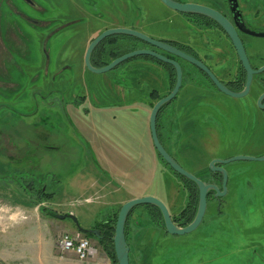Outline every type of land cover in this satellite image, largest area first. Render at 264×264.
Here are the masks:
<instances>
[{
	"label": "rangeland",
	"instance_id": "1",
	"mask_svg": "<svg viewBox=\"0 0 264 264\" xmlns=\"http://www.w3.org/2000/svg\"><path fill=\"white\" fill-rule=\"evenodd\" d=\"M129 1L150 10L151 28L146 30L156 36L151 38H158L164 30H172L169 33L174 38L179 36L174 19L171 23L163 21V17L171 12H167L159 0ZM195 1L214 5L218 0ZM259 1H263L264 6V0ZM120 5L119 0H0V41L4 44L0 48V104L8 107H0V123L17 135L27 125L31 127L34 124L50 134V144L56 147L51 157L55 191L51 209L57 214H74L80 225L88 229L116 214L125 200L134 194L117 189L120 194L112 199V196L106 195V184L101 189L95 179L99 177L117 185L113 173L117 171L124 177L126 175L121 172L124 164L118 160L112 161L110 156L111 149L121 155L128 154V150L118 146L116 139L119 137L111 131V118L118 116L120 108L116 99L104 95L105 91L116 86L120 87L119 91L127 93L125 87L133 88L135 84L132 89L135 97L128 98L124 106L130 107L129 112L125 111V117L130 116L131 127L136 134L141 132L142 119L147 125L153 105H146V109L144 107V100L147 102L149 94L148 82L137 83L139 78L133 74L129 81L125 66L106 74H94L84 66L88 37L111 25L114 21L111 16L120 13ZM153 16L159 18L154 20ZM247 41L253 44L248 49L251 62L260 65L264 61V38L248 37ZM216 46L220 45L211 42L206 45L207 48L195 47V50L203 57L208 49ZM138 47L147 49L148 46L142 43ZM183 67L191 70L193 78L198 77L187 62L184 61ZM208 90L212 92L211 106L204 108L205 105L197 103L195 113L183 119L189 121L188 128L197 135L195 139H188L183 148L169 145L185 169L191 172L206 170L211 157H264V128L249 123V114L240 112L243 101L227 97L212 88ZM34 93L36 98L32 97ZM179 103L166 110V120L172 117ZM107 109L109 113L104 114L103 111ZM124 118L122 122L126 121ZM166 120L163 121L165 125ZM209 120L210 129L204 125ZM102 145H105V149ZM145 151L140 144H136L137 159ZM151 152L153 154L149 158L153 164L166 171L154 150ZM145 153L148 158V152ZM227 167L240 171L241 176L233 178L230 192L222 197L221 209L216 205L210 206L203 224L190 234L173 236L156 228L153 229L156 231L153 241L147 236L145 240L139 238V234L146 232L148 235L155 231H146L148 226L144 227L147 223L143 217L139 218L141 222L137 227V216L143 211L137 209L129 228L130 263L264 264V161H237ZM132 173L134 175L135 171ZM166 176L162 181L167 180V191H173L179 183L171 172L168 171ZM128 187L131 191L135 190V194L142 191L131 184ZM153 191L167 203L166 189ZM3 197V193H0V235L8 230L9 238L12 237L13 241L7 243L8 250L14 252L23 247L33 248L38 241L37 235L32 236L30 229L25 232L15 229L16 222H25V216L22 214L18 218L15 209L7 212ZM47 214V211L40 209L41 248L54 250L61 259L56 239L62 233H76L75 223L69 218L64 220L72 226L65 229L61 221L53 219L47 222ZM53 232L55 235L51 236ZM21 234L23 245L15 243ZM89 239L99 249V257L83 262L73 256L69 264H112L97 239ZM67 255L61 260H65Z\"/></svg>",
	"mask_w": 264,
	"mask_h": 264
},
{
	"label": "flooded vegetation",
	"instance_id": "2",
	"mask_svg": "<svg viewBox=\"0 0 264 264\" xmlns=\"http://www.w3.org/2000/svg\"><path fill=\"white\" fill-rule=\"evenodd\" d=\"M179 2L201 4V5L213 8V9L219 11L221 14H223L228 19V21L237 30V32H238V34H239V36H240V38H241V40L245 46L247 55H248V49H251L252 45H253L251 42L247 41V38L248 37L259 38V37L252 36V35L248 34L246 31L264 33V6H263V1L260 2L259 0H218V1L214 2V5L197 3L195 0H187V1L186 0H180ZM176 13H178V15L180 17L179 24L184 28H188L189 32L197 33L196 35H198L199 39H201L200 43L203 45L204 48H207L206 45L211 44V42L212 43L215 42V44L218 43V45H220V46L225 45L223 47L226 49L225 54H227L228 57L226 56L227 58L224 59L223 62L220 64L219 59L217 57L210 56V55L209 56L204 55L202 57L201 54L196 52L195 48L192 45H187V44H184L181 42H176V43H178L179 46H181L182 49H184L185 51H188L190 53L189 55H191V56L199 59L200 61H202L215 74V76L224 85H226L230 90H232L231 88L236 89L238 87L239 74L241 72L240 70H241L242 65L239 61V58L237 56L236 50L233 46V43L231 42L228 35L219 26L217 27L216 26L217 24L214 21H212L206 17L196 15V14H186V13H179V12H176ZM109 29H112V28H109ZM256 29H260L261 31L256 30ZM106 30H108V29H105L104 31H106ZM134 30H137V29H134ZM104 31H102V32H104ZM137 31H139V30H137ZM139 32H141V31H139ZM183 32H184V30H183ZM141 33H143V32H141ZM97 37H95V38H97ZM206 37L208 39L207 41H205ZM137 41H138V46L143 43L139 40H137ZM159 41H163V40H159ZM163 42H165V41H163ZM168 42H172V41H168ZM90 43L88 44V46L85 50V55H86V51H87ZM2 44H3V42L0 41V48H1ZM143 44H146V43H143ZM147 46H148L147 49H151L149 45H147ZM177 48H179V47H177ZM182 49H180V50H182ZM95 50H94V52H95ZM136 50H140V47H138ZM136 50H134V51H136ZM188 52H186V53L188 54ZM85 55H84V66H85ZM92 57H93V54H92ZM211 58H212V61H211ZM248 58H249V55H248ZM176 60H178L180 62V64L182 65L183 74L184 73L186 74L189 72L191 73L190 69L185 70V68L183 67V63H184L183 60H180L177 58H176ZM249 60H250V58H249ZM91 61H92V58H91ZM136 61H147V60L131 59L127 62H129L128 64H130V63L136 62ZM214 61H216V64L219 66L214 64L213 63ZM147 62H150V61H147ZM262 62L263 63L260 62L261 64L258 65V64H253L250 60V63L254 69H259V68L263 67L264 61H262ZM92 64H93V62H92ZM189 65L194 68L192 70L194 72H196V74L198 76V77L194 76L196 80L202 82L203 84H206L209 86L211 85L210 82L204 77V75H201V73L199 72L200 71L199 69H197L195 66H193L191 64H189ZM124 66H126V64L125 65L122 64L119 67H117L116 69H118L120 67H124ZM103 67H105V66H103ZM85 68H86V66H85ZM99 68H101V67H99ZM116 69H114V70H116ZM244 72H245V70H244ZM183 80H184V78H183ZM193 80H194V78H193V74H192V82H193ZM245 84H246V72H245ZM244 88H245V85H244ZM243 89L241 91H243ZM232 91H234V90H232ZM235 92H240V91H235ZM151 93L148 94L147 102H146V99L144 100L145 101L144 102L145 103L144 104L145 109L147 108L146 105L151 107L150 104H153V102H154L153 99L151 98ZM219 93H221V92H219ZM157 94H158V92H157ZM180 94H181V90H180V92L176 98L179 99ZM167 95H169V92ZM167 95H165V96H167ZM263 95H264V73H261V74H258L254 77V81H253L249 95L240 99V101H243V102L240 104V109L237 108L240 110V112H247V114H249L248 118L251 119L248 121L249 123L254 124V126L255 125L259 126L261 128H264V98L261 101V106H259V101ZM158 96H160V95L158 94ZM165 96H160V99L165 97ZM32 97L36 98L35 93L32 94ZM159 100L155 101L154 105ZM79 103L81 104L82 101H80ZM3 106L7 107L5 104L1 103L0 107H3ZM153 107L151 108V111H152ZM170 108L171 107H169V109ZM151 111H150V114H151ZM149 118H150V116H149ZM149 118H148V126H149ZM38 126L39 125H37V124H34L31 127L27 125V127L25 129L19 131L18 135H17L11 131H8V129L6 127H4L3 124L0 123V193L1 194L3 193V196H4L3 202H6L7 204H10L13 206L23 205L25 207H35V206L39 205L40 208L47 211V213L49 215V213H55L51 209L52 208L51 204H53L54 200H55V191L53 190V188H54V175H53V170H52L53 165H52L51 157H53L52 152H54L53 150H55L56 147L50 144L51 143L50 142V140H51L50 134H46L44 132V130L39 128ZM148 128H149V134H150V138H151L152 147H153L155 153L158 154L154 148V145H153L152 136H151V132H150V126ZM157 131H158V126H157ZM172 131L173 130H171L169 128L168 123H167L164 126V128L160 130V135L158 133V136H159V139H160L162 145L165 147V149L167 151L169 150L170 152H171V150L169 148V143H171L175 139V141H173V143L178 144L177 135L175 134V136H174ZM173 137H175V138H173ZM137 139L138 138H137V135L135 133V135H133V137H132V141H135V144H136ZM137 142L140 143L139 140H137ZM147 142H149V140H147ZM105 154L107 155V157H109L108 153H105ZM141 154H142L141 157L143 156L142 157L143 161L149 160V158L145 157V155L143 153H141ZM136 156H137V154L135 153L134 155L132 154L130 158H134ZM171 156L185 169V165L179 161V159L177 158V155L173 151H172ZM157 157H158V155H157ZM230 158H232V157L221 158V159L227 160ZM214 159H217V158H214ZM214 159H211L210 162ZM210 162H209L208 168L206 170H201L198 172L197 171L191 172V170H187V169H185V170L189 171L190 173L195 175L197 178L201 179L205 184L215 185L218 188H220V190H222L223 175L220 172H212L209 168ZM230 164H228V165H230ZM46 165H47V167H46ZM224 168L226 169L227 174H228V181H227V193H228V192H230L231 182L233 181V178L235 176H239L241 174V172L238 170L229 169L227 167V165L224 166ZM168 171L169 170L162 171V174H164V175L168 174ZM169 172H171V171H169ZM171 174L173 175L172 172H171ZM165 177H167V176L165 175ZM173 177L178 181L179 185H178V187H174L173 191H169V192L167 191V186L165 185L166 193H168L167 203L163 202L156 195L155 196L149 195V196H154V197L160 199L167 206L173 223L180 228H184V227L190 225L196 216V214H195V216L191 222H189L188 218L186 217L187 216V210L191 211V209H193L192 208L193 205L191 203V198H193V194H192L193 191H192V188L187 185L186 180H188V179H186L184 177L183 178H177L175 175H173ZM166 181L167 180L164 181L165 184H166ZM188 181H190V180H188ZM197 190H198V187H197ZM172 194L176 195V199H177L176 206L173 205L172 202L169 201V199L172 198L171 197ZM222 200H223L222 198H216L215 192L211 191L207 196V211H208L210 206H214V205H216V208L218 206L221 209L222 203H223ZM198 203H199V190H198ZM152 207L153 206L149 207V205H143V206H139V207L134 208L131 211L130 216L128 218L129 228L131 226V222H132V219H133L135 213L138 210L141 211L143 209V211H141V213L138 214L137 217H138V219L142 218V217L145 219L147 224H145L144 227L148 226L147 228H145L146 231L150 230L149 232H154L155 230H153V229L157 228V229L162 230L164 232V234L165 233L168 234L166 229H165L164 222L161 221V219H159L158 212L155 209H153ZM197 208H198V205H197ZM207 211H206V213H207ZM196 213H197V209H196ZM160 214H161V212H160ZM161 216H162V214H161ZM204 219H205V217H204ZM204 219H203L201 225L203 224ZM140 220L141 219H139L135 222L137 227H138L139 223L141 222ZM162 220H163V217H162ZM75 227H76V225H75ZM82 228H84V227H82ZM76 229H77V227H76ZM84 229H88V228H84ZM88 230H96V229L90 228ZM77 232H79V231L77 230ZM168 235H170V234H168ZM84 236H86V235H84ZM137 236L139 238H144V240L147 237H149V240L153 241L154 238L156 237V231L153 234L149 233L148 235H146V232H145L143 235L139 234ZM130 249H131V247H130ZM130 253H131V250H130Z\"/></svg>",
	"mask_w": 264,
	"mask_h": 264
},
{
	"label": "crops",
	"instance_id": "3",
	"mask_svg": "<svg viewBox=\"0 0 264 264\" xmlns=\"http://www.w3.org/2000/svg\"><path fill=\"white\" fill-rule=\"evenodd\" d=\"M119 1H121L122 3V5H120L121 7L120 13L111 16V17H114V21L111 22V25H106V27L103 28V30H100V32L97 30L95 33L90 34V36L87 39V46L102 31H104L105 29H109V28L137 29L150 37H156L154 34H151L147 32L146 30L147 28H151L149 25H150V20L152 19V16L150 17L151 13L148 8H146L144 5H143V8L137 7L134 3L133 4L130 3L129 0H119ZM138 2H141V0H138ZM165 9L167 10V12H171V13L163 17V21L165 20V21L170 22L172 21V19H174L177 23V28H178V32L176 34H179V36L177 38H174L171 36V33H169L172 30L171 31L164 30V33L159 35V37L155 39L163 40V41L181 42L187 45H192L194 48L195 47L204 48L203 45L200 43L201 39H199L198 35H196L197 33L189 32L188 28H184L179 24L180 17L178 13L168 9L167 7H165ZM153 17H154V20L159 18V16H153ZM160 21L161 20H159V22ZM181 28L184 30V32ZM207 40L208 39L206 37L205 41ZM223 46L213 47L211 48L212 51L208 49L207 50L208 53L206 52L207 54L205 53L204 55H208V56L210 55V56L217 57L219 59V62L222 63L223 60L228 57V55L225 54L226 49ZM211 61H212V58H211ZM213 63L216 64V61H214ZM125 67L128 72L129 81H131L130 80L131 75L133 74L139 78L137 83H139L140 81L144 83L148 82L149 87L147 86V89H149L148 90L149 93H151L152 91H156L158 92L160 96H165L168 94L169 81L167 78V74L162 67L152 62H147V61L132 62L130 64H127ZM141 73H142V76H141ZM134 85L135 84H133V88H134ZM119 88L120 87L117 88L116 86L114 87L112 86V88L105 91L104 95L107 97H111L112 99H116L117 102L119 103L120 111H118V116L120 117V120L118 119V116L116 115L112 116L111 118L112 122H110L111 123L110 127L114 135L117 134L119 137L117 139L115 138L116 141H118L117 142L118 146L122 148L123 150H126V151L128 150V154L124 153L123 155H121L117 153V151H113L114 149H111V156H112V161L118 160L119 162L121 161L124 164L122 165L123 170L121 172L125 173L126 175L124 177V175H122L120 172H117L115 170L116 172L113 173L112 176L117 180L119 185L118 184L114 185L113 182L108 181V180H102L99 177H95V179L98 182V185L99 187H101V189H104L103 184H106L104 190H106V195L108 197L112 196V199L115 198L114 196L116 195L119 196L120 193L118 192V190H120L121 192L124 190L128 194L134 193L132 194L131 198H128L127 200H125V202L123 203L125 204L127 201L135 199V198H140V197L149 196V195L155 196L156 194L153 191L154 189H158L159 191L162 188L165 189L166 184L164 181H162V179L165 177L166 174L165 175L162 174V169L159 167V165L157 163H156L157 165L153 164V160L149 158L153 154L151 150H154V149L151 143L149 128L147 131V127L149 126H148V123L146 125V121H144V119H142L141 121V124L143 125L140 128L141 132L136 134L140 143L136 142V144L137 143L140 144L142 149L144 151L146 150L145 152H148L149 156L148 155L147 156L149 160L143 161L142 159L143 156L139 157L138 159H137V156L134 158H130L132 154L134 155L136 153V144H135V141H132V137L133 135H135L136 132L133 131V128L131 127L132 121H131L130 116L125 117V111L127 110L129 112L130 107L124 106V102L128 98L129 99L134 98L135 95H133L134 90H132L133 89L132 87L129 89L127 87H125V89L123 88L124 90L127 91V93L124 91H119L118 90ZM122 93L127 94V95L124 96ZM211 93L212 92H210V90L194 89L191 85H186L185 88L181 91V94L178 100L180 102L179 103L180 105H177L175 109L176 121H177L175 132L178 138L177 139L178 144L176 143L177 148L178 146L183 148L184 145H187L186 142L188 139L194 140L195 136H197L195 134H192V132L189 131V128H188L189 121L188 120L184 121L183 119H187V115H190V113L192 112L195 113L197 109L196 107L197 103L200 104L201 106L202 104L205 105L204 108H206L207 106L210 107L211 106L210 103H212L210 100ZM186 102L191 104V106L193 105L194 106L189 107L185 105ZM128 112H126L127 115H128ZM103 113L108 114L109 113L108 109L104 110ZM103 116L105 117V115ZM122 118H124L126 121L122 122L121 121ZM206 122L204 123V125H206L208 129H210L208 127L210 120ZM191 123L193 122L191 121ZM147 139L149 140V142H147ZM169 145L174 146L173 141L169 143ZM103 147L105 149V145ZM214 158L211 157V159H214ZM134 171H135L134 175H136L135 177H133L134 175L132 173ZM124 180L126 182H124ZM128 184H131L135 189L136 187L137 189H142L141 193L135 194L136 193L135 190L134 191L129 190L130 188L128 187ZM135 184H137V186ZM171 197L172 198H170L169 201L172 202V204L176 206L177 204L176 195L172 194ZM112 206H114V204H112ZM17 208L19 209V211L17 210ZM6 209H7V212L15 209L18 212V218H19V215L23 214V216H25V218H23L25 222H23V224H19L16 222L15 229L23 230L24 232L30 229L31 231L30 234H32V236H34V234L37 235L36 238H38V241H36L33 248L27 249L22 246L23 247L22 249H18L17 251L12 252L8 250L7 243L8 241L12 242L13 240L11 239L12 237L9 238L10 235H8V232H7L8 230L5 231V233H2L0 235V247H1L0 262H4L5 264H69L70 263L73 256H75L73 253H68V255L65 258L66 260L65 261V260H61L57 256L54 250L51 249L47 251L41 248L42 244L40 240L42 239V235H41V232L39 231L40 228H39V223H38V221H40L41 219V216H40L41 208L39 205L35 207H25L23 205L13 206V205L7 204ZM18 218H12V219H18ZM53 219L58 220L55 217L50 216L48 214L45 216V220L47 222H51ZM58 221L63 222L62 223L63 228L65 229H70L72 227L70 225H67L64 222V220H58ZM36 222L38 225L36 224ZM6 227L7 226H5V229H7ZM34 227H36V230H34L35 229ZM74 228H76L75 225H74ZM74 230L77 231V229H74ZM54 235L55 233L53 232L51 236H54ZM20 236H21L20 239L15 240V243L16 244L22 243L23 245V239H22L23 234H21ZM43 237L45 238V236ZM100 254L101 253L99 252V249H98V253L95 256V258L99 257Z\"/></svg>",
	"mask_w": 264,
	"mask_h": 264
},
{
	"label": "water",
	"instance_id": "4",
	"mask_svg": "<svg viewBox=\"0 0 264 264\" xmlns=\"http://www.w3.org/2000/svg\"><path fill=\"white\" fill-rule=\"evenodd\" d=\"M159 1L165 7H167L172 11L179 13H186V14H196L214 21L228 35L231 42L233 43L239 61L246 72V84L243 91L240 92L232 91L226 85H224L215 76V74L199 59L187 54L186 52L180 50L179 48L169 43L153 39L147 36L146 34L141 33L134 29H129V28L108 29L102 32L97 38H95L90 43L85 55V66L90 72L94 74H106L108 72L113 71L114 69L124 64L125 62L138 57H151L162 63L168 64L175 69L176 83L173 90L169 93V95L161 98L154 105L151 111L149 118L150 132H151L154 148L157 151V153L162 157V159L173 169L175 173L195 183L199 190V203H198L196 216L193 222L184 228H180L173 223L167 206L160 199L154 196L135 198L123 204L118 214L117 223L115 227V235L113 238L115 255L118 264H131L130 263L131 249L127 242L126 224L130 216V213L134 208L143 205L156 207L157 209L160 210L162 214L165 229L168 234L173 236L176 235L182 236V235L190 234L195 230H197V228L201 225L206 215L208 194L211 191H213L215 192L216 198H222L227 194L228 174L224 166L237 161H253V162L264 161V157L253 158L248 156H235L227 160H223V159L212 160L209 165L210 170L212 172H220L223 175V187L222 190H220V188H218L215 185L205 184L201 179L197 178L195 175L185 170L162 145L157 131V120L159 113L164 106L172 103L176 99L183 85V78H184L183 68L180 62L175 58L183 60L195 66L197 69H199L200 71H202L207 75V77L211 80V82L214 84V86L218 89L219 92H221L225 96L234 99H241L249 95L254 81V77L258 74L264 73V66L259 69H254L252 67L245 46L237 30L228 21V19L219 11L201 4L182 3L176 0H159ZM246 32L255 37H259V38L264 37V33H257L251 31H246ZM119 35L128 36L136 40H139L143 43H146L147 45L150 46L151 49H140V50L132 51L130 53H127L123 56L116 58L105 67L99 68L93 66L91 58L94 50L107 38L111 36H119ZM166 54L174 58H170ZM263 98L264 95L261 97L259 101V106H261V101ZM54 217L58 220H65L68 218L71 219L75 223L77 230L84 235L91 234L94 235L96 238H100L101 236V232L99 230H88L82 228L80 223L78 222V219L72 213H67V214L54 213Z\"/></svg>",
	"mask_w": 264,
	"mask_h": 264
},
{
	"label": "trees",
	"instance_id": "5",
	"mask_svg": "<svg viewBox=\"0 0 264 264\" xmlns=\"http://www.w3.org/2000/svg\"><path fill=\"white\" fill-rule=\"evenodd\" d=\"M176 1H180V0H176ZM162 4V3H161ZM163 5V4H162ZM218 27V25H216ZM175 47H179L180 49L181 46L178 45V43L172 41V42H168L165 41ZM138 48V41L134 38L128 37V36H112L107 38L105 41H103L95 50V52L93 53V57H92V62L93 65L96 67H103L106 66L108 64H110L113 60H115L116 58L123 56L127 53H130L134 50H136ZM184 52H188L185 51L184 49H182ZM188 54H190L188 52ZM168 57L174 58L168 54H166ZM147 60L150 61L160 67H162L166 74H167V78L169 81V93L173 90L175 83H176V71L175 69L165 63H162L154 58L151 57H139V58H135L134 60ZM176 59V58H175ZM129 62L124 63V65L128 64ZM240 74H239V83H238V87L236 89L231 88L234 91H241L244 88L245 85V72L243 70V68L241 67L240 70ZM201 73V75H204V77L210 82V86L203 84L202 82L196 80L194 78L193 82H192V74L189 73H184V80H183V85H182V89L181 91L185 88L186 85H191L194 89H203V90H208L209 88H212L216 91H218V89L213 85V83L210 81V79L207 77V75H205L203 72L199 71ZM151 98L153 99V101H157L160 99V96H158L156 91H153L151 93ZM154 102L152 107L154 106ZM178 103V98H176L172 103L164 106L161 110V112L159 113L158 116V120H157V126H158V133L160 135V130L164 128L165 124V120H166V116L164 115V113L166 112V110L169 109V106L172 107L173 104ZM194 103V101H193ZM185 105L189 106V107H193L191 106V104H189L188 102L185 103ZM174 106V107H175ZM176 108V107H175ZM163 115L165 117H163ZM164 121V122H163ZM168 126L171 130H173L172 132L174 134H176V125H177V121H176V114L175 111L172 115L171 118H168L167 120ZM174 146L177 147V144H174ZM168 152L172 155V152H170L168 150ZM158 155V158L160 160V162L164 165L165 169L171 171L173 173V175H175L177 178H183L181 177L179 174L175 173L173 171V169L162 159V157ZM187 181V185L190 186L192 188V194H193V198H191V203L193 205V209H191V211L187 210V218L189 220V222H191L196 214V209H197V205H198V190H197V186L195 183L191 182V181ZM150 207V206H149ZM153 209H155L158 214H159V219L162 220V216L160 214V211L155 208L152 207ZM121 207L119 208L118 212L114 215H111L107 218H105L104 220H102L101 222H98L94 225V229L99 230L101 232V236L100 238H96L94 235H86L88 238H96L98 243L100 244L101 248L103 249V251L107 254L108 258L110 259L112 264H118L117 260H116V255H115V249H114V235H115V227H116V223H117V218H118V214L120 211ZM189 213V214H188ZM50 216L54 217V213H49ZM163 223V222H162ZM126 235H127V241L129 243V220L127 221L126 224Z\"/></svg>",
	"mask_w": 264,
	"mask_h": 264
},
{
	"label": "built area",
	"instance_id": "6",
	"mask_svg": "<svg viewBox=\"0 0 264 264\" xmlns=\"http://www.w3.org/2000/svg\"><path fill=\"white\" fill-rule=\"evenodd\" d=\"M56 247L63 259L65 254L73 253L78 260L86 262L98 253V248L93 241L80 232L74 234L62 233L56 239Z\"/></svg>",
	"mask_w": 264,
	"mask_h": 264
}]
</instances>
